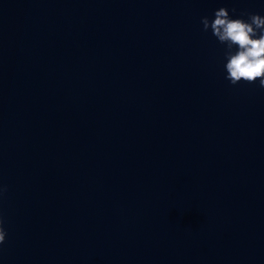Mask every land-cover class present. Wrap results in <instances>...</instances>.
I'll use <instances>...</instances> for the list:
<instances>
[{
    "label": "water",
    "instance_id": "obj_1",
    "mask_svg": "<svg viewBox=\"0 0 264 264\" xmlns=\"http://www.w3.org/2000/svg\"><path fill=\"white\" fill-rule=\"evenodd\" d=\"M222 7L264 17L0 0V264H264V88L225 78Z\"/></svg>",
    "mask_w": 264,
    "mask_h": 264
},
{
    "label": "clouds",
    "instance_id": "obj_2",
    "mask_svg": "<svg viewBox=\"0 0 264 264\" xmlns=\"http://www.w3.org/2000/svg\"><path fill=\"white\" fill-rule=\"evenodd\" d=\"M235 11V10H233ZM248 20L233 19L229 10L222 7L215 11L214 20L202 18L204 31L212 30L221 44L226 45V79L233 85L241 81L248 84L259 82L264 88V17L259 14H248ZM7 191L0 187V197ZM7 237L5 217L0 211V246Z\"/></svg>",
    "mask_w": 264,
    "mask_h": 264
}]
</instances>
